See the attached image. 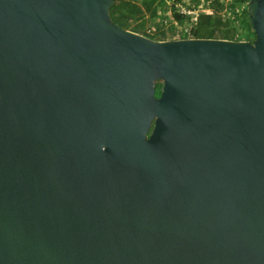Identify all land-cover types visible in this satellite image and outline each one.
<instances>
[{
  "label": "water",
  "instance_id": "obj_1",
  "mask_svg": "<svg viewBox=\"0 0 264 264\" xmlns=\"http://www.w3.org/2000/svg\"><path fill=\"white\" fill-rule=\"evenodd\" d=\"M112 4L0 0V264H264V0L251 42Z\"/></svg>",
  "mask_w": 264,
  "mask_h": 264
},
{
  "label": "trees",
  "instance_id": "obj_2",
  "mask_svg": "<svg viewBox=\"0 0 264 264\" xmlns=\"http://www.w3.org/2000/svg\"><path fill=\"white\" fill-rule=\"evenodd\" d=\"M183 0H173L170 5L171 23L151 29L143 28V24L152 21L159 16L162 8V0H113L109 8L111 20L123 29L130 30L152 40H173L181 38L226 39L234 41H252L254 32L249 24L246 13L248 0H207L209 1V13H199L197 22L190 28V34L174 37V22L186 24L188 17L179 14L175 9L176 3ZM200 0H189V9H194ZM228 15L234 21L240 22L248 29L249 36L238 37L236 28L228 22ZM161 83H156L155 96H159Z\"/></svg>",
  "mask_w": 264,
  "mask_h": 264
},
{
  "label": "rangeland",
  "instance_id": "obj_3",
  "mask_svg": "<svg viewBox=\"0 0 264 264\" xmlns=\"http://www.w3.org/2000/svg\"><path fill=\"white\" fill-rule=\"evenodd\" d=\"M173 0H162V8L160 11V14L158 17H156L155 19H153L152 21L147 22L146 24H143V28H148L151 29L153 31V28L155 29V27H159V26H166L167 24L171 23L172 19L170 16V5L172 3ZM188 1L189 0H183L181 3H176V5H181L183 7H188ZM197 5H202L203 9H208L210 4L209 1L207 0H200L199 3ZM176 9V8H175ZM228 22L230 25H232L234 28H236L237 33H238V37H242V38H246L245 36H249L248 34V29L246 27H244L243 24H241L240 22L234 21V18H232V16L228 15ZM178 24V23H177ZM179 26H186V24H178ZM174 37H179L182 36V34H178L176 31H174ZM253 40V38H251ZM246 41V40H243Z\"/></svg>",
  "mask_w": 264,
  "mask_h": 264
},
{
  "label": "built area",
  "instance_id": "obj_4",
  "mask_svg": "<svg viewBox=\"0 0 264 264\" xmlns=\"http://www.w3.org/2000/svg\"><path fill=\"white\" fill-rule=\"evenodd\" d=\"M176 11L188 17L187 25L186 26H179L176 22H174L175 31L182 35H189L191 26H194L197 22V16L199 13H209L210 9H203L202 5H197L194 9H189L187 7H183L181 5H176Z\"/></svg>",
  "mask_w": 264,
  "mask_h": 264
}]
</instances>
